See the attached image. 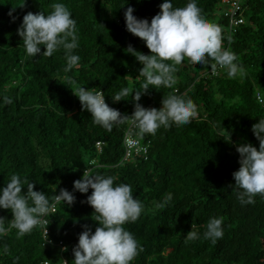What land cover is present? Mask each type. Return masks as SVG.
<instances>
[{
  "label": "trees",
  "instance_id": "1",
  "mask_svg": "<svg viewBox=\"0 0 264 264\" xmlns=\"http://www.w3.org/2000/svg\"><path fill=\"white\" fill-rule=\"evenodd\" d=\"M57 2L77 21L80 47L75 54L81 59L68 73L62 50L51 57L27 58L17 34L24 15L48 14ZM163 2L0 0V188L17 174L50 200L61 189L75 196L70 207L56 204L46 222L30 234L18 238L11 229L0 236V264H63V259L72 264V249L84 226L93 233L99 226L86 203L92 189L86 194L73 190L84 170L131 185L134 198L143 203L141 217L124 225L142 249L132 264H264V197L258 194L254 204L242 206L233 190V173L240 168L236 146L251 143L258 149L251 129L264 118V103L258 99L264 98V0H244L245 21L231 32L226 3L196 0L202 15L232 37L231 43L224 39L223 47L235 53L247 75L231 79L223 70L213 74L209 65L182 62L171 88L150 89L139 103L159 108L163 97L178 95L190 98L198 115L188 125L173 124L155 136L138 138L149 144L147 154L125 160L128 125L111 132L97 126L73 93L81 85L102 91L106 103L122 116L133 113L135 90L144 78L139 76L142 66L126 49L131 45L151 53L141 38L126 30L124 13L133 7V15L150 23ZM172 3L184 7L188 0ZM220 5L225 10L217 17ZM122 89L129 95L114 102L112 96ZM4 97L12 103H4ZM167 193H172V201L156 209L155 203ZM0 217L7 228L11 211L0 209ZM212 217L223 219L224 235L215 245L203 239ZM191 230L200 238L187 241Z\"/></svg>",
  "mask_w": 264,
  "mask_h": 264
},
{
  "label": "clouds",
  "instance_id": "2",
  "mask_svg": "<svg viewBox=\"0 0 264 264\" xmlns=\"http://www.w3.org/2000/svg\"><path fill=\"white\" fill-rule=\"evenodd\" d=\"M159 7L160 12L150 23L148 19H138L133 15V7H128L124 13L126 30L141 38L151 53L145 55L131 45L126 49L142 66L139 76L144 78L139 89L135 90V107L130 116H122L117 109L110 107L102 91H92L83 85L72 90L82 110L90 113L93 123L108 132L118 125L127 124L129 135L142 138L149 134L155 136L160 128L169 129L173 124H190L198 115L197 106L190 98L169 95L163 97L159 108H146L139 103L141 96L150 89L171 88L176 83L177 66L184 61L194 66L197 63L209 65L213 74L226 71L231 79H244L247 75L243 65L236 62L235 53L223 47L224 39L231 43L232 37H225L220 26L202 15L196 0H188L184 7H174L172 0H164ZM51 9L48 14L43 11L35 14L28 12L23 16L17 34L22 38L27 58H35L38 54L51 57L62 50L66 60L64 72L68 73L79 65L81 59L75 54L80 47L77 21L64 3H53ZM128 95V90L122 89L112 99L119 102ZM3 99L6 104L12 103L9 97ZM258 99L264 103V98ZM251 130L259 141V148L251 143L236 146L240 168L233 173V190L242 206L254 204L258 194L264 197V118L253 124ZM115 179L84 170L82 179L74 181V191L86 194L92 189L86 203L94 209L92 219L99 226L94 233L91 227L84 226L78 243L72 249V264H132L142 250L124 225L136 222L144 211V205L134 198L131 185L123 182L116 184ZM25 186L27 191L23 192ZM33 189V183L22 180L17 174H13L6 186L0 188V209H8L12 213L7 228L4 218L0 217V236L11 229L16 230L18 238L30 234L36 226L44 223V218L56 204L63 202L70 207L75 202L74 194L64 189L55 194L52 200L43 191ZM172 199V193H167L160 202L155 203V208L163 209ZM222 224V218H210L203 239L215 245L223 238ZM198 238V232L193 230L186 235L187 241ZM63 250L67 251V247ZM65 264L68 262L65 261Z\"/></svg>",
  "mask_w": 264,
  "mask_h": 264
},
{
  "label": "built area",
  "instance_id": "3",
  "mask_svg": "<svg viewBox=\"0 0 264 264\" xmlns=\"http://www.w3.org/2000/svg\"><path fill=\"white\" fill-rule=\"evenodd\" d=\"M222 1L227 5L225 16L229 21L230 32L235 31L237 26L245 21L244 7H243L244 0H222ZM259 97L261 98L260 95ZM97 145H98V149H101L102 143L98 142ZM124 146H125L124 159L131 160L136 156H142L144 154H147L149 144L144 145L141 143V140L129 135V126H128L124 134ZM55 208L56 206H54L52 211H55ZM44 222H46L45 219ZM44 234H47V231H45ZM65 261L68 262L66 259H63L62 263L65 264Z\"/></svg>",
  "mask_w": 264,
  "mask_h": 264
},
{
  "label": "rangeland",
  "instance_id": "4",
  "mask_svg": "<svg viewBox=\"0 0 264 264\" xmlns=\"http://www.w3.org/2000/svg\"><path fill=\"white\" fill-rule=\"evenodd\" d=\"M218 11H217V17H221L222 13H224V6L223 5H220V7H218Z\"/></svg>",
  "mask_w": 264,
  "mask_h": 264
}]
</instances>
